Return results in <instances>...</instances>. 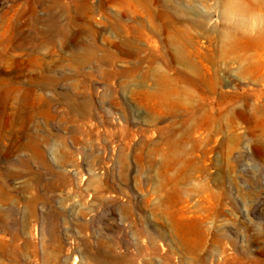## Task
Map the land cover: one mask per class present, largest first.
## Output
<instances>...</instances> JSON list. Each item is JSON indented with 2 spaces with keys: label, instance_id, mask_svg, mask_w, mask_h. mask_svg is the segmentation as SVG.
Returning <instances> with one entry per match:
<instances>
[{
  "label": "rangeland",
  "instance_id": "obj_1",
  "mask_svg": "<svg viewBox=\"0 0 264 264\" xmlns=\"http://www.w3.org/2000/svg\"><path fill=\"white\" fill-rule=\"evenodd\" d=\"M0 264H264V0H0Z\"/></svg>",
  "mask_w": 264,
  "mask_h": 264
},
{
  "label": "bare ground",
  "instance_id": "obj_2",
  "mask_svg": "<svg viewBox=\"0 0 264 264\" xmlns=\"http://www.w3.org/2000/svg\"><path fill=\"white\" fill-rule=\"evenodd\" d=\"M33 156L39 157L41 156L36 146H31Z\"/></svg>",
  "mask_w": 264,
  "mask_h": 264
}]
</instances>
